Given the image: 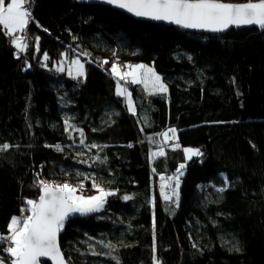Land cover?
<instances>
[{
    "label": "trees",
    "instance_id": "trees-1",
    "mask_svg": "<svg viewBox=\"0 0 264 264\" xmlns=\"http://www.w3.org/2000/svg\"><path fill=\"white\" fill-rule=\"evenodd\" d=\"M29 11L25 52L0 26V145H10L0 151V234L29 215L38 180L80 179L114 194L65 221L68 264H264V30L198 35L74 0H31ZM105 56L151 66L168 91L127 82L133 114ZM73 59L79 80L56 71ZM169 128L176 138L162 146ZM187 148L202 155L188 160ZM181 164L178 206L165 207L153 185Z\"/></svg>",
    "mask_w": 264,
    "mask_h": 264
},
{
    "label": "snow or ice",
    "instance_id": "snow-or-ice-1",
    "mask_svg": "<svg viewBox=\"0 0 264 264\" xmlns=\"http://www.w3.org/2000/svg\"><path fill=\"white\" fill-rule=\"evenodd\" d=\"M107 3L115 7L126 10L137 17H144L155 21H166L178 25L185 29H202L205 31L220 33L230 27L241 26H258L264 30V0L258 2H249L242 4L224 3L221 0H107ZM27 5V6H26ZM31 0H0V26H2L6 35L11 36L12 44L19 52H25L29 47L27 43V27L32 22V15L29 11ZM47 31V29H44ZM20 33V35H17ZM39 37H35L36 51L39 52ZM65 55V54H62ZM84 55H87L85 53ZM19 58V56H17ZM49 56L45 52L43 61H48ZM102 64H108L109 61L104 60ZM75 68L76 77H83L84 64L79 59L71 61ZM46 66V64H45ZM30 67V65H29ZM127 71H122L118 63L111 64V73L118 77L119 81L130 82L133 84L142 83L146 90L158 93H166L167 86L163 83L162 78L156 74L153 68L143 64L124 65ZM56 71H64L63 62L59 63ZM71 74V70H69ZM149 85L151 86L149 89ZM126 90L117 83L118 96H124ZM127 102L129 111L135 114V108L132 104L131 94L127 93ZM68 120H65V130L72 128ZM81 137L84 133L82 129H77ZM171 133V136L169 135ZM164 143L176 138V129L169 128L160 134ZM71 138V137H70ZM80 144H84V139L80 140ZM47 146V145H46ZM179 146L178 144L176 145ZM51 147V146H49ZM58 151H62L60 145L54 146ZM91 147H98L93 144ZM131 147V145H129ZM10 145L5 143L0 145V151H7ZM187 158L192 156H200L202 153L199 149H184ZM164 150L161 148L158 152H153L152 156H163ZM185 167L181 164L177 169L179 173L175 177H169V181L174 180L172 194L169 195L164 191L166 185L161 184V195L165 201H173L178 206L180 187V175H183L181 169ZM164 180V177H161ZM227 182V181H226ZM38 186L41 194L38 200L29 199L26 201L27 211L30 215L23 219L12 217L8 225L7 234H0V245L7 244L3 248V252L9 258L7 264H41V258L53 264H66L58 243L59 233L62 231L65 221L72 213H80L85 215L91 212H98L102 209L105 197L113 195L107 192L95 182L93 187L98 191L99 195L85 197L77 195L83 185L79 187L69 183L51 184L45 180H38ZM220 192L225 188L217 189ZM132 197L125 196V200ZM22 211H24L22 209ZM153 233L155 234V218L153 217ZM113 247L112 245H106ZM239 251V249L237 248ZM0 264H6L4 257L0 256ZM118 264V262H117ZM154 264L158 262L154 261Z\"/></svg>",
    "mask_w": 264,
    "mask_h": 264
},
{
    "label": "rangeland",
    "instance_id": "rangeland-1",
    "mask_svg": "<svg viewBox=\"0 0 264 264\" xmlns=\"http://www.w3.org/2000/svg\"><path fill=\"white\" fill-rule=\"evenodd\" d=\"M10 2V1H9ZM6 3H8V2H6ZM20 33H17V35H19ZM9 37H11V36H9ZM12 38V37H11ZM13 39V38H12ZM12 41V40H11ZM11 44H12V42H11ZM13 45V44H12ZM16 49V48H15ZM17 50V49H16ZM112 59V62L113 63H116V61H115V59H117V60H120V61H122V62H125L126 63V65H132V66H135L134 64H131V63H127L126 61H123V59H121V57L119 58H117V57H114V59H113V56H105V59L104 60H107V61H109V65L111 66V64H112V62H110V60ZM72 61V60H71ZM62 62V61H61ZM60 63V62H59ZM59 63L57 64V66H59ZM136 65H139V64H136ZM56 66V67H57ZM63 67H64V71H62V73H64L65 75H66V77L68 78V79H76V80H79V79H81L82 77H76V75H75V68L72 66V64H71V62H69V63H65L64 61H63ZM147 67H151V66H147ZM152 68V67H151ZM121 69H123L122 71H127V69H125V68H121ZM69 70H71V74H69ZM155 71V70H154ZM59 73H61L60 71H58ZM114 76V75H113ZM115 77V76H114ZM116 80H117V82L116 83H118L119 82V84L121 85V87H123L124 88V86H125V81H119L118 80V77H116ZM129 82H130V78H129ZM163 83L165 84V82L163 81ZM142 84V83H141ZM143 86H144V88H145V85L144 84H142ZM166 85V84H165ZM150 85H149V89H150ZM125 89V88H124ZM126 90V89H125ZM145 90H146V88H145ZM116 92H117V84H116V90H115V94H116ZM146 92H148V93H158V92H152V91H150V90H146ZM127 93H128V91H126L125 92V95L124 96H119V97H121L123 100H124V103L126 104V106L128 107V102H127ZM128 110H129V108H128ZM169 135H171L170 133H169ZM162 140H163V137H162ZM164 141V140H163ZM161 145L162 146H171V142L167 145V144H165V143H161ZM160 145V146H161ZM161 146V147H162ZM173 146V145H172ZM159 150H156V151H154V152H158ZM185 155H186V153H185ZM157 156H159V155H157ZM151 157L153 158L154 156H152V152H151ZM194 156H192L190 159H192ZM186 158H187V156H186ZM188 160H190L189 158H187ZM78 176H81V177H83V176H87V175H85L84 173H81V174H79ZM84 178H86V179H88L89 181L91 180V181H93L94 180V177L93 176H90V177H84ZM69 179V178H68ZM63 183H69V184H71V185H73V186H76V187H79L81 184L83 185V189H81V191H79L78 193H77V195H83V190L86 188V183L84 182V181H81L80 179H77V180H75V179H69V180H66V181H55V184H63ZM165 184L166 185V187H165V189H164V191L165 192H167V194H169V195H171L172 194V187L174 186V183H175V181L174 180H172V181H169V180H166V179H164L161 183H160V186H161V184ZM94 192H96L95 194H93V195H88V196H85V197H89V196H95V195H99V193H98V191L94 188V187H90ZM153 189H156V191H157V193H158V195H159V200H161V204H163L165 207L167 206L166 204H168V202L169 201H165L164 199H163V197H162V195H161V187H159L158 186V188H156L155 187V185H153ZM168 191H170L171 193H168ZM174 199H175V197H173V201H174ZM105 203V202H104ZM104 205V204H103ZM92 213V212H91ZM28 214V213H27ZM29 215H30V212H29ZM79 215H81L80 213H72L70 216H69V218H72V217H75V216H79ZM85 215H89V213L88 214H85ZM28 216V215H27ZM82 216H84V215H82ZM68 218V219H69ZM82 264H84V263H82Z\"/></svg>",
    "mask_w": 264,
    "mask_h": 264
},
{
    "label": "water",
    "instance_id": "water-1",
    "mask_svg": "<svg viewBox=\"0 0 264 264\" xmlns=\"http://www.w3.org/2000/svg\"><path fill=\"white\" fill-rule=\"evenodd\" d=\"M74 1L78 5L84 4V5H88V6H91V5L100 6V7L103 6V7H106L108 9H110V10H115L118 13H120L122 15H125L126 17H128V18H130L132 20H136L138 22H142V23H145L146 22V23H150V24H154V25H156V24H163L166 27L168 26V27H174V28H177V29L179 28L181 30H184L187 33L190 32V33H194V34H198V35H200V34H204V35L219 34V35H221V34L227 33V32L232 31V30H242V29L259 28L258 26H255V25H251V26H241V27H230L226 31L220 32V33H213V32L205 31V30H202V29H185V28H182V27H180L178 25H175V24H172V23H168L166 21H155V20H151V19L144 18V17H137V16L133 15L132 13L127 12L124 9L115 7L114 5L107 3V0H74ZM232 4H237V3H232ZM40 194H41V192H40ZM79 216H82V215H79ZM75 217H77V216H75ZM60 233H59V235H60ZM59 237L60 236H58V243H59ZM48 262L50 264H53V262L47 261L46 258H41V263H48ZM65 262H66V264H68V262L66 261V259H65Z\"/></svg>",
    "mask_w": 264,
    "mask_h": 264
},
{
    "label": "built area",
    "instance_id": "built-area-1",
    "mask_svg": "<svg viewBox=\"0 0 264 264\" xmlns=\"http://www.w3.org/2000/svg\"><path fill=\"white\" fill-rule=\"evenodd\" d=\"M113 59H114V58H113ZM115 61H116V63H118V65L121 66V68H123V66L126 65L125 62H122V61H120V60L115 59ZM110 62H112V59L110 60ZM112 63H113V62H112ZM121 70H123V69H121ZM82 192H83V195H84V196L93 195V194L96 193V192H94V191H93L92 189H90V188H85ZM7 246H8V245H7Z\"/></svg>",
    "mask_w": 264,
    "mask_h": 264
},
{
    "label": "crops",
    "instance_id": "crops-1",
    "mask_svg": "<svg viewBox=\"0 0 264 264\" xmlns=\"http://www.w3.org/2000/svg\"><path fill=\"white\" fill-rule=\"evenodd\" d=\"M2 27V26H1ZM144 87V86H143ZM162 137V136H161Z\"/></svg>",
    "mask_w": 264,
    "mask_h": 264
}]
</instances>
